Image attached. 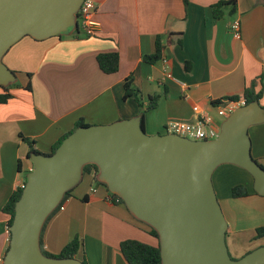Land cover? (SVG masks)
<instances>
[{
	"label": "crops",
	"instance_id": "obj_1",
	"mask_svg": "<svg viewBox=\"0 0 264 264\" xmlns=\"http://www.w3.org/2000/svg\"><path fill=\"white\" fill-rule=\"evenodd\" d=\"M232 0H95L93 34L52 36L35 40L24 36L3 56V62L23 84L11 86L0 102V261L9 243V215L3 211L12 192L21 188L32 169L29 145L49 153L78 120L88 125L109 124L141 115L148 134L166 133L165 123L193 121L196 106L214 122L217 107L225 100H242L252 82L264 84V0H234L214 18L212 8ZM238 18L240 38L230 22ZM159 36L161 57L153 63L143 56L155 50ZM116 52L119 64L103 72L96 56ZM30 74V76H28ZM131 76L140 91L143 109L132 98H123L124 80ZM30 82L31 90L25 88ZM0 87V94L4 93ZM159 94L155 108L146 110L149 97ZM238 97L237 99H233ZM264 106V91L259 100ZM251 155L264 167V122L248 129ZM212 184L227 222L226 244L239 258L264 245L255 238L264 225V195L253 189V177L244 169L222 164L212 174ZM247 192L233 197L232 188ZM94 189V190H93ZM81 248L76 258L87 264H128L120 242L136 239L157 245V239L136 222L125 205L112 203L108 189L84 173L41 232L43 249L57 254L73 237Z\"/></svg>",
	"mask_w": 264,
	"mask_h": 264
},
{
	"label": "water",
	"instance_id": "obj_2",
	"mask_svg": "<svg viewBox=\"0 0 264 264\" xmlns=\"http://www.w3.org/2000/svg\"><path fill=\"white\" fill-rule=\"evenodd\" d=\"M83 0H0V87L17 82L3 62L24 36L43 40L78 30ZM264 122V107L253 100L235 108L217 137L192 140L174 133L148 134L141 115L109 124L82 125L52 153L30 152L32 169L14 205L9 243L0 264H82L76 257L43 253L41 232L66 192L76 187L87 164L95 179L124 202L128 212L157 233L161 264H264V245L232 258L227 222L212 174L232 164L253 177L264 195V168L251 155L248 129Z\"/></svg>",
	"mask_w": 264,
	"mask_h": 264
},
{
	"label": "trees",
	"instance_id": "obj_3",
	"mask_svg": "<svg viewBox=\"0 0 264 264\" xmlns=\"http://www.w3.org/2000/svg\"><path fill=\"white\" fill-rule=\"evenodd\" d=\"M184 2L186 3V0H184ZM234 4H235L234 0L228 1V2H219V3L215 4L212 8L213 17L216 19L221 18L224 14L223 8L227 5H232L230 12L233 13L235 11ZM79 32L80 31L78 29L76 32H74L70 36H78ZM161 52H162L161 42H160L159 36H157L156 40H155L154 52L144 55L143 60L146 62H149V63H153L161 57ZM96 60H97L99 68L105 73H113V72L117 71V69H118L119 59H118V54L116 52L98 54L96 56ZM28 76H30V74H28ZM16 85H17V82L8 86V87L3 88L5 92L0 94V102L1 103L6 102L9 98H11V94L8 92V89L11 86H16ZM255 85H256V83L252 82L249 86H247L244 89L242 97L244 99L245 104H247L253 100H260V98L263 94V91H264V84L261 85L259 90H255ZM25 88L28 90H31L30 82H27ZM128 97H132L138 103L140 110L143 109V103H142L140 91L133 85V79L131 76L126 77L124 80L123 98H128ZM237 98L238 97H234L233 99H237ZM159 99H160L159 94L151 95L149 97V103L145 107L146 110L155 108L158 105ZM82 125H88V124H85L82 120H78L74 124L73 128L68 133H66L63 137H61L58 141H56V143L53 145V147L49 153L54 152L55 149L58 147V145L61 143V141L69 133H71L77 127L82 126ZM141 125H142V122H141ZM23 140L25 142H27L28 145L30 146L27 156L32 151L33 152H39L34 147L33 140L26 138V137H23ZM260 166H262V165L260 164ZM83 172L84 173H92L94 175V178H95V176L98 172V169H97L96 165L87 164L84 166ZM95 182L98 184H101L96 179H95ZM21 191H22V188L15 189L12 192V194L10 195V197L8 198L5 205L3 206V211L9 215V219L7 221L8 227L12 223L13 216H14V205H15V202L19 199V197L21 195ZM71 192H72V190L65 193L62 201L53 210V212L48 216L47 220L45 221V224L51 218L52 215H54L57 211H59V207L71 195ZM231 192H232L233 197L244 196L247 194V192L245 190H243V188L241 186L233 187ZM109 197H110V200L112 203H121L124 205V202L121 200V198L118 197L117 195L111 193L110 191H109ZM132 218L136 222H138L139 224L144 226L150 235H152L155 238H158L157 233L153 228H151L147 224L135 219L133 216H132ZM45 224H44V226H45ZM44 226H43V228H44ZM261 237H264V225L257 227L255 230V238L257 239V238H261ZM40 243H41V237H40ZM81 245H82L81 240L77 236H75L68 243H66L63 246V248L61 249V251L57 254H52V253L46 252L42 247V243H41V248H42L43 253L48 255V256L68 258V257H75L76 254L79 252ZM7 248H8V246H7ZM120 251H121L123 257L125 258V260L127 261L128 264H161L160 249H159L158 244L157 245H150V244L141 242V241L136 240V239H125V240L120 242ZM80 260H81L82 264H87L84 257H82Z\"/></svg>",
	"mask_w": 264,
	"mask_h": 264
},
{
	"label": "built area",
	"instance_id": "obj_4",
	"mask_svg": "<svg viewBox=\"0 0 264 264\" xmlns=\"http://www.w3.org/2000/svg\"><path fill=\"white\" fill-rule=\"evenodd\" d=\"M95 9V0H83L78 10V29L93 34L99 23L93 18ZM230 31L234 38H240V22L238 18L230 22ZM245 104L242 100H225L217 107V113L220 117L225 118L235 108ZM193 111L196 113L193 121L168 120L165 123L164 130L166 133H174L192 140H210L217 137L219 133V122H214L210 115L200 112L194 106ZM24 184L21 188H23ZM94 190V189H93ZM63 209V204L59 210ZM2 261H0L1 263Z\"/></svg>",
	"mask_w": 264,
	"mask_h": 264
},
{
	"label": "rangeland",
	"instance_id": "obj_5",
	"mask_svg": "<svg viewBox=\"0 0 264 264\" xmlns=\"http://www.w3.org/2000/svg\"><path fill=\"white\" fill-rule=\"evenodd\" d=\"M80 30V29H79ZM25 76H24V74L23 73H21V74H19L18 75V79H17V85L18 86H21L22 84H23V78H24ZM224 118H222V117H218V121H219V123H221V121L223 120ZM157 239V238H156ZM157 244H158V239H157ZM261 246V245H260ZM232 258H234V257H232ZM240 258V257H239ZM235 259H237V258H235Z\"/></svg>",
	"mask_w": 264,
	"mask_h": 264
}]
</instances>
